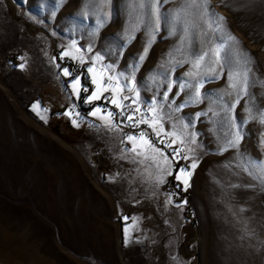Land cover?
Segmentation results:
<instances>
[{
  "label": "rangeland",
  "instance_id": "obj_1",
  "mask_svg": "<svg viewBox=\"0 0 264 264\" xmlns=\"http://www.w3.org/2000/svg\"><path fill=\"white\" fill-rule=\"evenodd\" d=\"M210 5L0 0V264H264V0Z\"/></svg>",
  "mask_w": 264,
  "mask_h": 264
},
{
  "label": "snow or ice",
  "instance_id": "obj_2",
  "mask_svg": "<svg viewBox=\"0 0 264 264\" xmlns=\"http://www.w3.org/2000/svg\"><path fill=\"white\" fill-rule=\"evenodd\" d=\"M161 2H166V0H161ZM194 6H195V7H198V8H199V7H203V9H204L203 14H204V15H208L209 17H216L217 20L219 21L218 27H221V26L223 25V23L226 22V18H225V17H223V16H219V14H217V13L214 12V9H213V8L211 7V5H210V0H194ZM155 7L158 8V5L155 6ZM210 26H211V25H210ZM229 38H230L231 40H233V41L239 43V41L237 40L236 37L230 35ZM145 51H147V49H145ZM64 55H69V54H68L67 52H65ZM209 55H210V53H204L202 56L198 57V59H199V60H203L205 56H209ZM217 55H219L218 52H217ZM245 55L248 57V61H249V62H254V58L252 57L251 54H249V53H245ZM97 59H100V58L97 57ZM140 59L143 60L144 57L141 56ZM21 67H23V65H21ZM109 67H110V66H109ZM88 71L91 72V71H92V68H88ZM64 75H65V76L70 75V73H69V71H68L67 69H64ZM230 78H231V77H230ZM112 79H113V78L110 76V77L108 78V82L110 83ZM93 83H95V80H93ZM79 84H80L79 79H75V80H74V83H73V89L76 90V88H77V86H78ZM180 87H183V86H180ZM105 90H107V89H105ZM133 90H134V89H133ZM171 90H172V85H168V86H167V90L163 93V98H164V100H167V99H168V94L171 92ZM84 91H88V89L85 88ZM197 94H199V93H197ZM93 99H99V95H98L97 93H94L92 96H89V97H88V102H91V100H93ZM123 99L126 100V99H128V97H124ZM111 102H112L113 104H116V101H115V100H112ZM37 107H38V105H34V108H37ZM117 107H130V106H128V105L117 104ZM44 111H47V110H44ZM99 111H100V109L97 108L94 112H92V115H93V116L97 115V113H98ZM136 111H139V109H133V110H132V114L127 115V116L125 117V119L128 120L129 122H133V119H134V113H135ZM153 111H155V109H153ZM66 114H67V113H66ZM107 115H108V117H112V116L114 115V113H113V112H108ZM197 115H199V114H197ZM101 118L103 119V117H101ZM41 119H44V117H41ZM162 122H163V121H162V118H161V117L159 116V114L157 113V115H156L155 117H153L151 123H149V121H148V119H147L146 117H142L140 120H136V121L133 123L132 126H134V127H138V126H139L140 124H142V123H148L149 127L152 128L153 133H154L157 137H159L160 134H161V131H163V129H162V127H161V128H160V131H158V130H157V127L160 126V125H162ZM261 122L264 123V118H261ZM73 124H76V121H75V120H73ZM77 126H78V125H77ZM109 126L112 127V128H116V127H118V125L112 124L110 121H109ZM173 135H175V134H173ZM144 137H145V132L141 131V133L139 134V138L143 139ZM127 139H128L129 141H134V140L137 139V137H136V136H128ZM239 139H240V137H239V133H237V135H236V141H238ZM236 141H233V142L231 143V146L235 147V143H236ZM193 142H194V141H193ZM161 143H163V141H161ZM174 143H176V140H171V141H170L169 143H167L165 146H166V147H171L172 144H174ZM180 143L183 144V143H184L183 140H181ZM262 143H264V141H262ZM148 144H149L150 147L153 148L154 151H158V152H160L161 155H163L162 150H160V149H156L155 146L151 144V141H148ZM181 151H182V149H173V155H174V156H179V153H180ZM189 151H190V149H189ZM137 154H139V153H137ZM180 158H182V159H186V160L189 159V157H188L187 155H184V156H182V157H180ZM165 160H167V157H165ZM168 163L171 164L172 161H168ZM191 167H192L193 169L196 167V163H195V161H193V163L191 164ZM260 171H261L262 177H264V165H261V166H260ZM179 172H180V173H184V172H185V169L181 168V169H179ZM188 175H190V173H188ZM175 178H176L177 180H179V179H181V176H180V175H177ZM185 185H187V181H185Z\"/></svg>",
  "mask_w": 264,
  "mask_h": 264
},
{
  "label": "trees",
  "instance_id": "obj_3",
  "mask_svg": "<svg viewBox=\"0 0 264 264\" xmlns=\"http://www.w3.org/2000/svg\"><path fill=\"white\" fill-rule=\"evenodd\" d=\"M67 68L69 69V71L74 72L73 74L77 75V70H75V66L71 65V64H67ZM81 91L79 94V104L83 102L84 98L86 97L85 91L83 90L85 87L89 88L90 86L88 85V82L86 80V78H84V76H81Z\"/></svg>",
  "mask_w": 264,
  "mask_h": 264
}]
</instances>
